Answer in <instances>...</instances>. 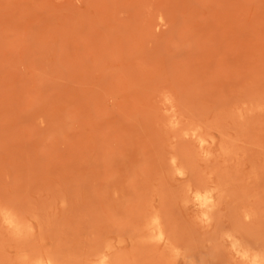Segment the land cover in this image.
Returning a JSON list of instances; mask_svg holds the SVG:
<instances>
[{
    "label": "rangeland",
    "instance_id": "1",
    "mask_svg": "<svg viewBox=\"0 0 264 264\" xmlns=\"http://www.w3.org/2000/svg\"><path fill=\"white\" fill-rule=\"evenodd\" d=\"M256 256L264 0H0V264Z\"/></svg>",
    "mask_w": 264,
    "mask_h": 264
},
{
    "label": "bare ground",
    "instance_id": "2",
    "mask_svg": "<svg viewBox=\"0 0 264 264\" xmlns=\"http://www.w3.org/2000/svg\"><path fill=\"white\" fill-rule=\"evenodd\" d=\"M79 1V0H78ZM196 201L198 202V204L200 206H207L208 205V199L206 196L202 195V194H197L196 195ZM6 221L8 222V224L10 226H14L15 224H13L11 217L6 216ZM155 226L156 229L159 231L158 234V238L162 239L163 238V233L159 230L158 227V223L155 222ZM245 257H248L245 255ZM91 264H108V261L106 259H102L99 263H91ZM252 264H262V259L260 257H254V259L252 260Z\"/></svg>",
    "mask_w": 264,
    "mask_h": 264
}]
</instances>
